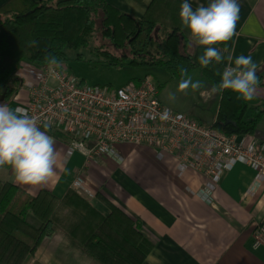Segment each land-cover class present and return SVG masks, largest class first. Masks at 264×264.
<instances>
[{
  "label": "trees",
  "instance_id": "trees-1",
  "mask_svg": "<svg viewBox=\"0 0 264 264\" xmlns=\"http://www.w3.org/2000/svg\"><path fill=\"white\" fill-rule=\"evenodd\" d=\"M182 3L152 0L144 17L135 19L104 0H7L0 5V87H4L0 104L7 105L17 94L19 80L14 74L21 65L58 66L66 61L68 50L87 49L111 66L163 68L172 78H182L181 68L187 73L198 69L211 86L217 85L223 64L201 68L197 57L204 49L197 47L193 54L184 50L188 33L181 30ZM227 44L216 46L223 55ZM257 75L263 85L264 67ZM262 116L264 103L248 109L245 100L226 90L220 95L211 126L227 136H245L253 133ZM49 135L61 142L69 140L59 131ZM97 198L108 209L106 216H100L71 189L61 198L45 189L30 196L0 181V264H30L42 240L55 232L78 248L89 264H141L152 242L120 208L100 194ZM62 205L71 206L76 219L72 224H59L56 212ZM81 209L84 215L77 218ZM29 213L39 221L38 226L26 221ZM82 227L85 235L77 242L76 232Z\"/></svg>",
  "mask_w": 264,
  "mask_h": 264
},
{
  "label": "crops",
  "instance_id": "crops-1",
  "mask_svg": "<svg viewBox=\"0 0 264 264\" xmlns=\"http://www.w3.org/2000/svg\"><path fill=\"white\" fill-rule=\"evenodd\" d=\"M6 1L0 0V5ZM104 1L120 12L141 19L152 0ZM188 2L196 8L207 6L209 0ZM239 3L235 34L228 41L222 64L225 69L234 66L236 57L250 55L258 64V70H261L264 67V0H239ZM189 46L192 48L190 53L193 54L197 47L192 44L188 35L184 50ZM28 68L31 66L23 64L14 74V78L19 80L18 85H22L7 104L12 109L26 103L23 83L32 79L26 71ZM187 74L193 80L203 82L201 78L204 76L198 69ZM175 79L181 80L173 78L169 84ZM157 90L159 102L177 112V108H171L170 104L160 101V86ZM210 96L217 99L215 118L205 126L214 123L220 99L218 94ZM1 100L0 90V102ZM245 102L248 109L264 103V83L258 85L253 98ZM239 137H248L249 141L254 140L264 147V116L258 120L252 134ZM55 146L58 152L55 175L44 186L16 184L10 168L0 171V181L16 185L30 196L45 189L61 198L70 189L74 177L80 175L84 180L85 191L75 193L76 195L86 200L100 216H106L108 209L97 198V194L102 195L137 222L140 233L152 242L153 247L141 264H264V244L257 249L251 247L253 229L256 224L264 223V182L251 195L248 189L255 174L245 165L236 164L222 175L213 203L207 204L194 195L201 182L198 175L176 177L174 161L170 157L156 161L153 152L147 147L117 144L113 149L121 158H126L123 164L117 165L118 161H113L114 157L102 155L85 165L83 156L78 152H70L66 142L55 139ZM99 160L105 163L101 164ZM64 210H69L72 214L71 206L62 205L56 212L57 219H61L60 215ZM82 215L83 209L78 210L76 217ZM62 223L73 222H59ZM92 225L94 226V222ZM84 229L82 227L77 230V242L83 239ZM30 264H89V261L62 233L55 232L42 240Z\"/></svg>",
  "mask_w": 264,
  "mask_h": 264
},
{
  "label": "built area",
  "instance_id": "built-area-1",
  "mask_svg": "<svg viewBox=\"0 0 264 264\" xmlns=\"http://www.w3.org/2000/svg\"><path fill=\"white\" fill-rule=\"evenodd\" d=\"M26 71L32 79L23 83L27 100L20 107L41 126L49 123L47 133L67 135L70 152L80 153L85 165L102 155L112 156L109 153L117 144L147 147L156 161L165 157L174 161L176 177L198 175L201 182L194 195L207 204L213 203L222 175L236 164L245 165L255 174L248 189L251 195L264 182L262 145L248 137L227 136L163 106L150 77L109 88L82 84L56 65L31 66ZM165 109L169 110L167 117L163 115ZM70 189L77 194L85 191L80 175L74 177ZM262 244L264 223H258L251 247L257 249Z\"/></svg>",
  "mask_w": 264,
  "mask_h": 264
},
{
  "label": "clouds",
  "instance_id": "clouds-1",
  "mask_svg": "<svg viewBox=\"0 0 264 264\" xmlns=\"http://www.w3.org/2000/svg\"><path fill=\"white\" fill-rule=\"evenodd\" d=\"M239 12V0H209L207 6L196 8L188 0L181 4V30H187L194 46L204 49L197 57L201 68L223 63L224 55L216 46L233 37ZM258 67L250 55H240L235 58L234 66L223 70L219 83L208 87L207 91L210 95H223L224 91L230 90L240 99L251 100L260 83ZM180 73L182 78L178 89L185 94L188 89L198 91L205 87L199 80L194 81L188 76L187 69L181 68ZM168 99L174 102L177 93L170 92ZM168 114L169 110L165 109L164 117ZM49 127V123L41 126L21 107L12 109L0 104V169L10 168L16 184L42 187L55 175L58 152L54 137L47 134ZM109 154L119 159L115 149Z\"/></svg>",
  "mask_w": 264,
  "mask_h": 264
},
{
  "label": "rangeland",
  "instance_id": "rangeland-1",
  "mask_svg": "<svg viewBox=\"0 0 264 264\" xmlns=\"http://www.w3.org/2000/svg\"><path fill=\"white\" fill-rule=\"evenodd\" d=\"M186 52H192V48L189 46ZM77 54H81V58H77ZM66 56V61L59 64L58 69L66 75H71L82 84L115 88L147 76L150 77L152 84L156 87L160 86L159 99L163 104H170L171 108H177V112L179 109V111L181 110V114L197 122H203L204 125H209V122L215 118L217 99L215 101L214 97L212 98L209 95L207 88L211 87V85L203 77L201 78L203 81L201 83L205 85L204 88L198 91L188 89L187 94H185V92L178 89L180 80L175 79L173 83L169 84L170 81H173V78L163 68L111 66L108 65L106 59L97 57L87 49L80 50L79 52L68 50L66 51ZM20 84L22 85V83ZM21 85L19 88H21ZM0 90L3 91L4 87H0ZM170 92L177 93V99L174 102L168 99ZM115 160L118 161L117 165H120L126 161V158H122L119 161L114 157L113 161ZM103 162L105 163V161L99 160V163L102 164ZM0 171H3V169H0ZM60 218L61 222L75 221L74 215L70 214L69 210L62 211ZM26 221L34 226L39 224V221L30 213L26 215Z\"/></svg>",
  "mask_w": 264,
  "mask_h": 264
}]
</instances>
